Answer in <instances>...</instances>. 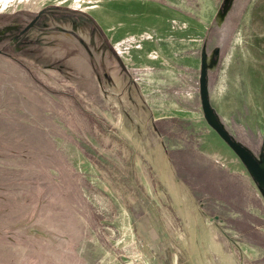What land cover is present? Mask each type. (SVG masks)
Wrapping results in <instances>:
<instances>
[{"label": "rangeland", "instance_id": "374dc122", "mask_svg": "<svg viewBox=\"0 0 264 264\" xmlns=\"http://www.w3.org/2000/svg\"><path fill=\"white\" fill-rule=\"evenodd\" d=\"M216 45L256 152L264 0H0V264H264Z\"/></svg>", "mask_w": 264, "mask_h": 264}, {"label": "water", "instance_id": "95a60500", "mask_svg": "<svg viewBox=\"0 0 264 264\" xmlns=\"http://www.w3.org/2000/svg\"><path fill=\"white\" fill-rule=\"evenodd\" d=\"M227 1L228 0H224V4H226ZM221 15L222 11H219V19L221 18ZM217 50L218 46L216 45L208 54L204 53V51H201L200 54L198 94L202 114L207 124L215 130L218 136L238 156L264 198V144L259 145L258 150L253 152L248 146L234 138L227 130L215 111V108L209 101L207 90V69L212 68L214 65Z\"/></svg>", "mask_w": 264, "mask_h": 264}]
</instances>
